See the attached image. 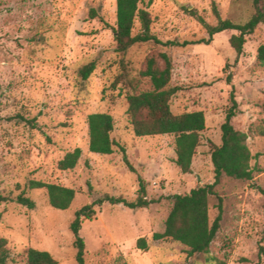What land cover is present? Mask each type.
I'll use <instances>...</instances> for the list:
<instances>
[{
	"label": "rangeland",
	"instance_id": "rangeland-1",
	"mask_svg": "<svg viewBox=\"0 0 264 264\" xmlns=\"http://www.w3.org/2000/svg\"><path fill=\"white\" fill-rule=\"evenodd\" d=\"M142 7L151 13L152 32L163 44L210 39L190 11L211 26L218 24L215 9L221 20L235 24L247 23L255 13L253 0H144ZM116 10V0L0 1V196L8 199L0 202V238L8 243L7 264H26L30 249L50 253L58 264H77L75 213L105 196L134 202L139 176L152 204L139 210L96 206L95 217L80 231L86 264H264V137L258 134L264 123V70L258 60L264 24L247 38L238 62L229 43L236 31L215 35L210 45L137 44L123 56L116 52ZM153 53H166L173 62L172 84L181 91L171 100L172 112L205 114L191 174L174 163V136L135 137L127 90L112 85L123 61L135 90L151 91L140 72ZM92 62L96 71L83 81L80 70ZM232 92L238 103L232 122L248 136L253 180L223 178L217 187L224 201L221 230L209 254L190 257L183 245L152 237L165 229L169 197L214 183L212 145L221 144ZM96 113L114 118L112 138L126 149L136 174L118 148L111 156L89 151L88 117ZM76 149L82 150L78 166L59 170V161ZM30 181L73 189L76 198L68 210H56L45 190L29 189ZM21 195L33 200L34 208L19 204ZM217 204L212 197L211 222ZM140 238L147 239L148 252L137 249Z\"/></svg>",
	"mask_w": 264,
	"mask_h": 264
},
{
	"label": "trees",
	"instance_id": "trees-1",
	"mask_svg": "<svg viewBox=\"0 0 264 264\" xmlns=\"http://www.w3.org/2000/svg\"><path fill=\"white\" fill-rule=\"evenodd\" d=\"M2 1V0H0ZM255 13L245 24H235L229 20H221L217 10L218 18L216 26L208 25L202 17L190 11L193 16L206 28L209 40L199 43L178 44L167 42L163 44L152 32L153 17L148 9L142 7L144 0H116V28L114 29L116 52L125 56L129 50L137 44L154 43L165 47L189 45H210L212 38L226 31H236L238 35L231 37L229 43L239 57L244 52L247 38L252 36L260 25L264 24V0H253ZM92 18L97 17L95 11L91 12ZM258 60L264 70V45L258 50ZM230 68L226 66V70ZM96 71L94 62L84 66L80 70L83 81H88ZM140 76L148 79L152 90L138 92L135 90L133 81L129 78L127 65L121 62V72L115 78L113 86L120 84L126 88V100L128 104L127 115L130 119L135 137L148 138L159 136L175 137V165L183 174L192 173L193 159L197 149L201 145L202 133L206 129V118L202 111L184 112L176 115L171 109V100L181 89L172 84L173 62L166 53H153L147 57ZM231 76L228 81L231 82ZM231 107L226 113L225 122L221 126V144L212 145L211 161L214 167L215 181L211 185L200 186L192 190L188 195H174L168 199L172 202L171 212L165 222L162 233H155L152 237L154 242L172 241L187 248L190 257L195 255H207L218 233L224 213L223 198L217 192V187L224 177L234 180L250 182L253 180V169L251 167L252 154L248 146L247 134L238 131L233 125V119L238 113V103L234 92L230 96ZM89 128V151L93 154L111 156L118 148L123 154V162L128 170L137 173L128 158L126 149L116 143L112 138L115 130L114 118L108 113L91 114L88 117ZM259 136L264 137V123L258 129ZM82 158V150L66 154L59 161L58 168L61 171L74 170ZM138 197L134 202L125 198L105 196L87 205L75 213L71 231L75 237L76 263L86 264V245L80 236L84 221H92L96 215L95 207L104 203L111 205H122L130 210L148 208L152 203L147 200V187L144 179L139 176ZM30 190H45L49 204L52 208L66 211L70 208L76 198V191L60 185L48 184L39 181H30ZM264 194V191H262ZM217 199L218 215L216 219L210 220V199ZM8 199L0 196V202ZM19 204L34 208L33 200L19 196ZM7 240L0 238V264H7L9 251ZM137 249L143 252L149 251L146 238H140ZM264 255V247L260 248V256ZM26 264H58V261L48 252L30 249L27 253ZM127 264V263H124Z\"/></svg>",
	"mask_w": 264,
	"mask_h": 264
}]
</instances>
